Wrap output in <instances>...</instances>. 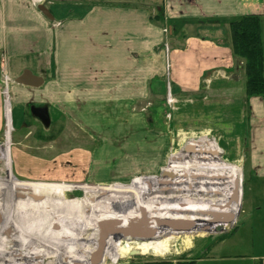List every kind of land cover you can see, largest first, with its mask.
<instances>
[{"label": "crops", "instance_id": "0c3cea01", "mask_svg": "<svg viewBox=\"0 0 264 264\" xmlns=\"http://www.w3.org/2000/svg\"><path fill=\"white\" fill-rule=\"evenodd\" d=\"M46 2L0 0V65L14 80L12 101L48 106L50 127L59 118L67 124L77 111H129L144 101L163 111L168 44L178 131L223 134L226 158L264 181V95L247 98L244 63L233 55L230 33L231 22L257 15L264 47V0ZM25 71L40 86L16 84ZM2 74L0 68V143ZM27 152L16 149L20 178L38 172ZM207 254L200 250L196 264Z\"/></svg>", "mask_w": 264, "mask_h": 264}, {"label": "rangeland", "instance_id": "374dc122", "mask_svg": "<svg viewBox=\"0 0 264 264\" xmlns=\"http://www.w3.org/2000/svg\"><path fill=\"white\" fill-rule=\"evenodd\" d=\"M2 66L4 65H0L2 72L6 70L10 74L9 67L7 66L8 71ZM174 98L176 103L177 97ZM164 100L167 107L163 111H154L155 107L152 110V106L147 105L146 101L139 102L129 111H113L111 108L106 110L101 108L99 111H77L74 112L73 120L70 119L67 124L59 118L55 122L56 125L41 130L38 120L32 117L30 108L13 99L14 131L11 128L10 135L7 131L6 139L5 132L2 136V142L5 141L3 145L7 143L10 145L8 153L11 172L20 182L67 183L83 186L89 184L94 188L127 187L136 178L157 175L169 162L171 154L179 151L188 138L206 135L198 134L199 132L178 131L177 105L175 103L172 106L168 105L167 94ZM25 126L26 128L23 129ZM214 134L211 136L224 151L222 147L224 144L220 143L223 134ZM49 146L54 147L52 152H49ZM19 147L28 151L29 162L37 163L38 172L31 174L30 177L20 178L16 170L18 162L16 149ZM216 150H218L217 157L222 159L221 151L217 147ZM224 157L227 159L225 151ZM227 161L237 165L236 162L228 159ZM5 163V161L0 163V172L8 173L4 170L7 165ZM242 176V201L237 224L226 228L224 236L214 231H207L204 236L192 238L191 245L197 247L195 251H198V254L203 248L208 250L207 260L199 264H260L264 258V181L258 179L254 173L251 175L248 166L244 171L242 170ZM86 196L87 192L81 189L66 193L68 201L82 200ZM107 198H109L107 195L101 196L96 200L97 204H105ZM2 201L5 205L6 200ZM9 209L11 214H14L18 208L12 205ZM30 211L33 212L32 209ZM41 211L45 215L47 225L48 221L58 219L63 212L62 209L50 207L42 208ZM83 211L81 215H90V207H86ZM0 219L4 220L2 214ZM231 222L228 224L230 225ZM91 235L92 231H89L88 236ZM58 239L59 237H55L52 242L58 245L61 241ZM184 242L186 241L182 236L177 242L172 243L171 248L178 251L171 252L167 256L159 258L152 255H128L121 258L119 264H144L150 260L168 259L176 262L181 256L195 260L199 255L191 249L188 250L191 245L186 247ZM185 250L187 251L184 252Z\"/></svg>", "mask_w": 264, "mask_h": 264}, {"label": "bare ground", "instance_id": "6f19581e", "mask_svg": "<svg viewBox=\"0 0 264 264\" xmlns=\"http://www.w3.org/2000/svg\"><path fill=\"white\" fill-rule=\"evenodd\" d=\"M10 129L8 127L9 135ZM7 135L6 132L5 139ZM9 147L8 143L0 147V162H6L4 170L8 171L0 172V214L4 216V220L0 219V264H94L92 253L100 245L99 223L113 219L125 223L140 218L143 212L155 223L180 222L192 228L186 233L159 228L160 238L164 239L156 242L129 243L110 239L106 243L107 257L116 261L137 253L160 258L178 251L172 249L171 244L177 242L181 235H184L185 246L189 247L194 236H204L207 231H215L217 227L209 224L217 212L229 213V216L224 215L225 218L233 220L241 207L242 168L218 158L216 146L211 148L203 145L197 151L188 145L186 151L174 155L170 163L174 169H169L167 179L164 180L170 184L168 186L172 192H180L162 197L159 196V188L154 180L142 178L127 187L100 188L89 184L20 182L11 172ZM180 161L185 164L181 165ZM138 186H148L154 192L150 212L139 204L141 193ZM189 187L194 188L190 191ZM78 189L87 192V196L82 200L68 201L66 193ZM135 192L136 200L133 197ZM225 193H229L228 198L232 194V204H227L225 198H221L225 197ZM105 195L109 197L107 202L97 204L96 200ZM40 197L43 199L39 200ZM2 200H6L5 205ZM12 205L18 208L14 214L9 209ZM49 207L62 209L63 215L48 221L47 225L41 209ZM86 207H90V215H81ZM232 220L223 222L222 228ZM89 231H92L91 236H88ZM55 237L61 239L58 245L52 242Z\"/></svg>", "mask_w": 264, "mask_h": 264}, {"label": "water", "instance_id": "95a60500", "mask_svg": "<svg viewBox=\"0 0 264 264\" xmlns=\"http://www.w3.org/2000/svg\"><path fill=\"white\" fill-rule=\"evenodd\" d=\"M41 80L37 76H33L29 71H25L22 76L15 79L16 84L25 85L29 87L40 86ZM31 113L34 118H37L42 125L49 129L51 126V116L48 106L37 107L32 105ZM230 218L224 215L217 214L213 221L209 225L221 224L225 221H229ZM170 229V231L175 233H186L192 228L189 224L180 222H160L155 223L154 220L149 218L146 212H143L141 217L138 219H132L129 222H121L120 220H104L99 223V241L100 245L96 254L94 255L95 263H98L102 257L104 247L110 239L116 242H129V243H146V242H156L161 239L160 230ZM223 228L218 226L215 230L216 234H221ZM184 236V235H181ZM137 255L133 253L132 256Z\"/></svg>", "mask_w": 264, "mask_h": 264}, {"label": "built area", "instance_id": "2783aa9c", "mask_svg": "<svg viewBox=\"0 0 264 264\" xmlns=\"http://www.w3.org/2000/svg\"><path fill=\"white\" fill-rule=\"evenodd\" d=\"M33 4H41L44 2V0H32ZM60 25V23L58 24ZM165 33L168 34V29L166 28L164 30ZM165 51H166V79H167V103L169 106H172L174 103H175V96L173 94V89H172V83H171V74H172V65H171V59H170V49H169V45L168 44H165ZM13 79L11 78L10 74L6 72V70L3 72V88H2V96H3V100H4V119H5V134L8 130V127H11L12 128V131H14L13 129V121H12V85H13ZM176 104V103H175ZM1 144L3 143H0V147H1ZM193 146L194 150L196 149L197 151H199L201 149V147L203 145H206V146H211V148L213 147H217L220 151H221V157L222 159L224 160L225 163L229 164V165H235L233 163H230L227 161V159H225L224 157V151L220 148L217 140L211 136L210 134H206V135H201L200 137H192V138H188L186 141H185V144L184 146L177 152H173L170 156V159H169V162L164 166L162 167L161 171L159 174L157 175H154V176H150V177H140V178H136L135 180H138V179H151V180H154L155 183L158 185L157 187L159 188L158 189V193H159V196H171V194H176V193H179L178 191H175V192H172L170 190V187L168 185L170 184H166V180L164 179H167V175L166 173L167 172H170L169 169H174V166H171L170 163L173 161V156L176 155L178 153H181L182 151H186V147L187 146ZM1 163V162H0ZM181 165H184L185 163L180 161L179 162ZM201 177V176H200ZM206 180H209L211 181L210 178L204 176ZM199 178V177H198ZM197 178V179H198ZM134 180V181H135ZM199 180V179H198ZM228 179H225L224 181H227ZM133 181V182H134ZM132 182V183H133ZM243 185V178H242V182H241V186ZM139 187V191L141 193V201L139 202L140 205H143L145 206L149 211V208H151V204H152V200H153V190L152 189H149L148 186H145V188H142L141 186H138ZM194 187H189V190L192 191ZM192 193V192H191ZM229 193H225V197H221L222 199L225 198V200L227 201V204H232L234 201H233V196L232 194H230L229 198L227 197ZM136 200L137 198V195H136V192L134 193V196H133ZM164 201L167 200V199H163ZM168 201V200H167ZM150 212V211H149ZM218 214H224V215H227L229 213H222V212H217ZM240 211H238L236 217L233 218L232 222L230 223V225H224V228H228L232 225H236V222H237V219H238V215H239ZM213 226H216L217 225H213ZM221 227V225H219ZM107 248L108 246L105 247V250H104V255L100 261L99 264H110L109 262H113L112 264H119L118 261H120V259L118 260H112L111 258L107 257ZM96 251V249H95ZM94 251V252H95ZM93 252V253H94ZM92 253V254H93ZM91 254V255H92Z\"/></svg>", "mask_w": 264, "mask_h": 264}, {"label": "trees", "instance_id": "16d2710c", "mask_svg": "<svg viewBox=\"0 0 264 264\" xmlns=\"http://www.w3.org/2000/svg\"><path fill=\"white\" fill-rule=\"evenodd\" d=\"M230 33L233 55L244 63L247 98L263 96L264 47L261 18L257 15L243 16L230 23ZM41 129L46 130L44 126H41ZM144 264H196V261L181 256L176 262L169 259L150 260Z\"/></svg>", "mask_w": 264, "mask_h": 264}, {"label": "flooded vegetation", "instance_id": "af4514ba", "mask_svg": "<svg viewBox=\"0 0 264 264\" xmlns=\"http://www.w3.org/2000/svg\"><path fill=\"white\" fill-rule=\"evenodd\" d=\"M33 117V116H32ZM36 120H38L37 118H35ZM39 121V120H38Z\"/></svg>", "mask_w": 264, "mask_h": 264}]
</instances>
